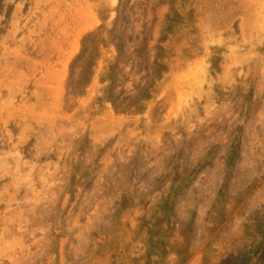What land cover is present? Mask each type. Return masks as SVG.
<instances>
[{
	"label": "rangeland",
	"instance_id": "obj_1",
	"mask_svg": "<svg viewBox=\"0 0 264 264\" xmlns=\"http://www.w3.org/2000/svg\"><path fill=\"white\" fill-rule=\"evenodd\" d=\"M0 264H264V0H0Z\"/></svg>",
	"mask_w": 264,
	"mask_h": 264
}]
</instances>
